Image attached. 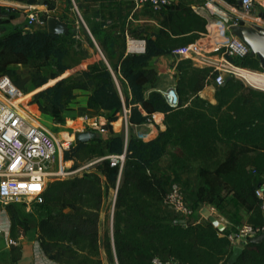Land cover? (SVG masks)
Returning <instances> with one entry per match:
<instances>
[{
	"label": "trees",
	"instance_id": "1",
	"mask_svg": "<svg viewBox=\"0 0 264 264\" xmlns=\"http://www.w3.org/2000/svg\"><path fill=\"white\" fill-rule=\"evenodd\" d=\"M8 1L34 6L40 0ZM43 1L48 11L57 9V0ZM225 1L239 4L238 0ZM20 12L0 7V26H8ZM43 16L51 17L48 13ZM155 19L149 14L142 26L130 27L132 36L146 41V50L128 55L126 38L116 22L100 21L91 33L105 61L96 51L85 55L81 69L64 62L72 47L80 49L75 33L54 35L48 29L16 28L0 37V77L10 67L27 65L31 60L54 64V73L37 80L36 98L45 102L56 123L64 121V113L76 101L79 89L91 91L89 109L112 113L110 122L117 120L125 106L131 108L127 131L124 128L105 143L96 139L64 152L65 161L75 162L73 170L96 161L92 166L95 171L48 184L44 202L39 204L44 213L39 217L38 240L47 257L58 264H104L103 253L109 264H151L150 259L157 256H170L184 264H264V241L246 244L232 263L230 232H220L196 216L194 221L175 224L164 210L169 185L158 175L163 158L168 156L182 174L198 178L194 197L197 210L204 205L223 214L243 210L247 223L261 225L263 213L256 190L258 174L264 173V91L234 77L216 86L213 68L196 67L183 59L174 77L180 104L172 108L163 92L156 90L161 78L150 62L197 42L207 32L208 20L191 5L173 2L160 12L159 31L143 35ZM88 44L96 48L91 39ZM117 55L118 63H111ZM240 65L262 70L255 55ZM118 74L131 89L132 100L122 96L115 80ZM212 85L215 104L200 97ZM148 87L154 89L149 94ZM156 113L164 115L166 129L149 141L135 136L132 125L150 123ZM122 155V166L113 167L106 159ZM111 189L117 191L112 235L101 226V211ZM14 207H7L10 239L18 243L31 228ZM10 256L11 264H19L22 247L13 246Z\"/></svg>",
	"mask_w": 264,
	"mask_h": 264
},
{
	"label": "built area",
	"instance_id": "2",
	"mask_svg": "<svg viewBox=\"0 0 264 264\" xmlns=\"http://www.w3.org/2000/svg\"><path fill=\"white\" fill-rule=\"evenodd\" d=\"M238 2V5H232L225 0H204L202 6L193 7L199 13H206L207 32L197 42L176 50L174 54L181 60H191L196 67L213 68L217 72L214 80L216 86H221L227 78L234 77L254 89L264 91V83L255 81L256 77L264 79V69L254 70L240 65V62L252 55V49L236 32L240 27L264 30V0ZM171 3L173 0L132 1L135 11L148 7L154 13L162 12ZM28 8L30 12L24 29H47L49 18L46 19L35 6ZM128 49L132 54H142L146 50V41L128 39ZM163 94L172 108L179 106L180 99L174 88ZM23 95L9 77H0V205L4 207L32 201L42 204L43 194L53 177L77 173L74 170L65 173L56 165L58 159L62 160L64 152L75 145V138L65 142L57 140L45 127L19 113L15 102ZM120 114L127 131L131 108L125 106ZM163 116L156 113L151 122L157 124ZM83 120L84 129L97 134L108 132L105 127L113 124L109 119L98 115L86 116ZM145 137L139 136L140 139ZM106 159L110 160L113 167L122 166L125 156H108ZM253 173L257 175L256 172ZM258 176L260 183L256 196L261 201L263 223L259 226L245 223L235 232L229 233L234 248H244L249 241L264 235V173ZM202 209L195 208L194 197L189 195L182 183L173 181L169 184L164 210L171 215L175 224L194 221L196 214H201ZM10 244L16 245L17 242L10 240ZM150 263L184 264L170 256L152 257Z\"/></svg>",
	"mask_w": 264,
	"mask_h": 264
},
{
	"label": "rangeland",
	"instance_id": "3",
	"mask_svg": "<svg viewBox=\"0 0 264 264\" xmlns=\"http://www.w3.org/2000/svg\"><path fill=\"white\" fill-rule=\"evenodd\" d=\"M59 1H60L58 2L59 11L54 14H57V16H59L61 21H63V23L65 24V27H67V29H70L69 33L74 34L78 32L84 36L88 33V30L92 29L94 26L101 23L100 21L96 20L97 18L100 17V13L102 12L101 11L102 8L99 9L100 4L97 5V4H92L89 2H82L80 0H74V1L73 0H59ZM34 6L37 7L36 10H38L43 15L46 14V10H48L47 6L45 5L40 6L36 4ZM139 12H142L141 14H146V15L152 14L154 15L156 19L160 17V13H154L148 7L136 10V14H137L136 16H139L138 15ZM28 14L29 12H25V10H23L22 12L18 14V17L24 16L26 20ZM116 26L121 28L120 24H116ZM95 50L99 52L100 57L104 60L105 58L100 53L97 46ZM87 54L89 55L88 48L83 46L81 43L80 49L78 48V50H75L73 47L71 48V51L64 62L65 64L70 65L76 69H81L82 61L85 55ZM117 59H118V55L114 57V60H117ZM55 71L56 69L52 62L46 63L43 60H40V61L31 60L27 65H19V66L10 67V69L6 72V74L2 76L9 77L11 81L13 82V84L24 94L25 99L18 104V109L21 114H23L25 117H27L32 122L45 127L48 131H50L56 137L57 140H61L62 142L72 141V139L75 138L74 136L75 132L76 131L81 132L79 130L84 129V123H83L84 120L82 119L86 111V108L84 109V107L86 105V102L89 99L87 93L88 91L89 92L91 91L86 90V89H79L78 90V101L74 104L73 107H72L73 105L72 104L69 110L67 111L70 112L72 110L74 111L77 110L80 112L76 113L75 115H70V114H67V111H66L64 113V121L62 123H56V121H54L51 118L48 110L45 108L46 106L45 102L43 100L36 98L37 80L44 76H50ZM67 76L72 77V78H79L76 75H72L71 73H67ZM171 86H175V82L168 81L166 83V87L164 88V90H168V88H170ZM209 87L215 89L214 85L209 86ZM120 89L125 96V92H126L125 88L122 85H120ZM97 114L98 116H101L107 119L114 117L112 113L98 112ZM77 118L78 119L80 118V119L78 120ZM72 120H76V121L73 122ZM105 128H106L105 130L108 132L112 130L110 125L106 126ZM56 165L58 168L63 170L65 173L68 172L69 170H73V168L71 167L72 166L71 163L66 164V161L64 159V154L62 155V160L61 159L57 160ZM83 165H80V167H82ZM162 166L166 169L165 172L170 173L167 158L163 160ZM54 169L55 168H52V170ZM74 175L64 174L61 177H53L51 182L58 180V179H69L73 177ZM170 175L171 173L169 174V176ZM173 181L181 183L178 176L177 177L176 176L168 177L166 175L164 176L165 184L169 185ZM185 187L187 188V186ZM188 192L190 196L193 197L194 195L193 189L188 190ZM14 206H15L14 208L17 211L19 217L23 221H26L29 224L30 228H31V223H33V220H34L33 218L35 217L39 218L40 215L44 213L41 210L39 204H36L34 201L29 202V203L23 202V203L15 204ZM204 207H208L213 210V214L217 216L219 220L226 226L225 232H230V233L235 232L239 227L247 223V216L243 210H240L239 212L233 211L230 213L223 214V213L216 211V209L214 210L213 207L209 205H204ZM203 218L204 220L207 221V219L204 216ZM8 226H10L11 228V219L8 214V209L7 207L0 205V232L5 233L4 231ZM3 244H7V242L5 243V241H3ZM10 245L12 248L13 247L12 244ZM11 248L9 250L2 251L0 253V264H11V256H10ZM7 255H9V257H7ZM106 264H109V263L107 262Z\"/></svg>",
	"mask_w": 264,
	"mask_h": 264
},
{
	"label": "crops",
	"instance_id": "4",
	"mask_svg": "<svg viewBox=\"0 0 264 264\" xmlns=\"http://www.w3.org/2000/svg\"><path fill=\"white\" fill-rule=\"evenodd\" d=\"M82 2H89L92 4H100V8H102V12L100 13V17L97 18V21H114L116 22V24H120L121 25V30L124 33V36L126 38V49H125V55L130 54L131 52L128 49V39H135V40H144L141 37H134L130 34V27L134 24L136 27L137 26H142L143 23V19L147 16L146 14H141L142 12H139V16H136V11L134 10V7L132 5V1L133 0H80ZM59 0H57V9L54 11H48L46 10V13L49 14V18H56L58 20H61L59 18V16H57V13L59 10ZM173 2H183L186 3L188 5H191L194 8H197L199 6H202L204 4V0H173ZM0 7L2 8H6V7H12V8H16V9H20V11L22 12L23 10H25V12H30L28 5L25 4H21V3H17V2H11L8 0H0ZM199 13V12H198ZM202 16H204L205 18H207L206 13L200 11V13ZM25 17H17L15 20H13L7 27L8 31L16 29V28H22L24 29L25 26ZM67 29V27H66ZM160 29V24H159V18L155 19V21H153L149 26H147V28L145 29V33L143 35H151L154 34L156 32H158ZM7 31V32H8ZM36 31V30H35ZM70 32V29H67V33ZM77 36V39L80 40V42L82 43L83 46L87 47L89 50V55L92 56L95 54L96 50L93 48L89 47L88 44V40H92L95 45L98 47L100 53L103 55V53L101 52L98 44L95 41V38L93 37L92 33H91V29L88 30V33L86 35H82L78 32L75 33ZM86 38V39H85ZM85 39V40H84ZM76 49H78L77 47H75ZM104 56V55H103ZM180 58L175 55H169V56H161V57H155L151 60L150 62V67L155 69L156 71L159 72L160 74V83L158 85V91L161 92H165L166 90H164V88L166 87V83L168 81L171 82H175V75L177 73V65L180 62ZM115 62L116 64L118 63V59L114 60V58L112 59V62ZM115 80L117 85L119 86L120 89V85H122L125 88V96L122 93V96H124L125 98H128L129 100H132V91L129 88L127 82L123 79L121 74L115 75ZM175 88V86H171L168 89H173ZM154 89H151L150 87H148L147 89V94H149L151 91H153ZM77 94V99L76 101L73 103L72 107L74 106V104L78 101V90L76 91ZM88 98L91 95V92L88 91ZM200 97H202L203 99L215 104L216 103V99H215V89L207 87L204 91H202L200 93ZM88 101L86 102V105L84 107V109L86 108L85 111V115L86 116H92V115H96L98 112L94 111L92 109H89L87 106ZM80 111H67V114L70 115H75L76 113H79ZM102 113H106V112H102ZM69 115V116H70ZM98 115V114H97ZM83 117V118H84ZM82 118V117H80ZM79 118V119H80ZM82 118V119H83ZM117 120L115 122H113V124L111 125L112 130L110 132H105L104 134L101 133L99 134L100 139L102 140V142H106L108 139H110L112 136H118L119 134L122 133L123 129L125 128L124 125V121L121 117V114L118 113L116 115ZM78 119V118H77ZM78 119V120H79ZM73 122L76 120H72ZM133 128V133L135 136H137L139 138L140 135H145V139H142L144 141H149L151 139H154L158 136L159 131H164L166 129V126L164 124V116L163 118L156 124V123H146L143 125H139V126H134L132 125ZM81 132H85L87 131L86 129L80 130ZM77 132V131H76ZM75 132V133H76ZM117 132V133H116ZM144 132V133H143ZM168 159V167L170 170L171 175L169 176L170 173L165 172L166 169L162 166L163 164V160L164 159ZM162 162H161V170L158 173V175L164 179V176H168V177H173V176H178L181 183L184 184L185 186H187V191L193 189L194 191V195L193 197H196V191H197V186H198V178L195 175H187V174H182L177 168H175L171 162H170V158L168 156H165L163 158ZM67 163H71L72 164V168L75 166V162L74 161H66ZM96 163V161L94 162ZM94 163H89V164H84L82 167H78L77 169H75L74 171H76L77 173H75L74 176H84V175H88L91 172H94L95 169L92 167ZM70 167V168H71ZM103 180L105 181L106 179L103 178ZM189 193V192H188ZM190 195V194H189ZM116 199H117V191L111 189L109 196L107 198H105V202H104V206L102 208L101 211V226H102V231L105 230H109L111 235L113 233V227H114V214H115V207H116ZM200 214H196V219H199V221H203L204 218L203 216H199ZM247 216V215H246ZM33 223H31V229L30 231L27 233V235H25L24 237H22L20 239V241L16 244V245H20L22 247V260L20 261L19 264H58L55 261L50 260L47 255L45 254L39 240H38V224H39V218L35 217L33 218ZM10 226H8L5 229V233H3L5 235L4 239H0V253L2 251H6L9 250L11 248V245L9 243L10 241ZM3 241H5V243L7 242V244H3ZM14 246V245H12ZM7 257H9V255H7ZM103 261L104 264H106L108 262L107 260V256L105 253H103ZM141 260H145L144 256H140L139 257ZM9 262V260H8Z\"/></svg>",
	"mask_w": 264,
	"mask_h": 264
},
{
	"label": "water",
	"instance_id": "5",
	"mask_svg": "<svg viewBox=\"0 0 264 264\" xmlns=\"http://www.w3.org/2000/svg\"><path fill=\"white\" fill-rule=\"evenodd\" d=\"M37 5L43 6L44 1L40 0ZM48 32L54 35L66 34L67 29L65 25L59 22L56 18H49L48 20ZM8 31L6 26H0V37L6 34ZM236 32L238 36L247 43L252 49V55L257 56L260 61L261 68L264 69V30L256 31L249 28H237ZM75 144L79 145L82 143H88L96 139H100L99 134L93 131H85V132H76L75 133ZM117 136V135H116ZM201 214L211 223L213 224L220 232H224L226 230V226L221 223L219 218L215 216L212 210L208 207H204L201 211ZM5 235L0 232V239H4ZM264 241V235L256 238L254 240L249 241V243L262 242ZM233 256L231 258V262L234 263L237 261L239 256L243 252L242 247H236L233 250Z\"/></svg>",
	"mask_w": 264,
	"mask_h": 264
},
{
	"label": "bare ground",
	"instance_id": "6",
	"mask_svg": "<svg viewBox=\"0 0 264 264\" xmlns=\"http://www.w3.org/2000/svg\"><path fill=\"white\" fill-rule=\"evenodd\" d=\"M255 81H258V82H262V83H264V79H260V78H255ZM25 99V96L23 95L20 99H19V101L18 102H15V106H16V108H17V110L19 111V109H18V104L20 103V102H22L23 100ZM19 113H20V111H19ZM23 115V114H22ZM24 116V115H23ZM27 118V117H26ZM28 119V118H27Z\"/></svg>",
	"mask_w": 264,
	"mask_h": 264
}]
</instances>
